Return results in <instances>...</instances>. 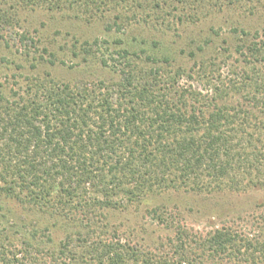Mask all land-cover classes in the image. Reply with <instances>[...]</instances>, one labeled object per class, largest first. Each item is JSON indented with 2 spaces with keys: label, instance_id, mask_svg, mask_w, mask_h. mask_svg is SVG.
<instances>
[{
  "label": "trees",
  "instance_id": "1",
  "mask_svg": "<svg viewBox=\"0 0 264 264\" xmlns=\"http://www.w3.org/2000/svg\"><path fill=\"white\" fill-rule=\"evenodd\" d=\"M11 1L87 18L118 12L117 21L174 5L173 0H0V39L7 45L4 34L18 23L13 8L6 9ZM174 1L200 9L213 0ZM226 2L255 0L214 5ZM234 34L239 42L235 59L229 55L226 60L233 61L223 63L227 75L204 68L201 89L183 87L179 73L165 72L172 62L168 55L143 60L123 48L111 60L104 54L98 59L117 81L70 84L48 76L26 79V88L7 95L0 92V196L55 221L42 237L2 214L0 264H264V218L253 233L223 221L212 222L203 235L152 211L173 237L150 248L120 236L106 214L170 192H264V21L254 32L234 29ZM57 225L66 232L55 244Z\"/></svg>",
  "mask_w": 264,
  "mask_h": 264
},
{
  "label": "rangeland",
  "instance_id": "2",
  "mask_svg": "<svg viewBox=\"0 0 264 264\" xmlns=\"http://www.w3.org/2000/svg\"><path fill=\"white\" fill-rule=\"evenodd\" d=\"M15 2H9L6 8L12 7L10 11L16 13L18 20L14 28L4 34L9 45L0 39V92L6 95L12 89L26 88V79L31 78L50 76L57 82L70 84L117 81V75L102 68L98 59L104 54L111 60L112 54L123 48L141 54L143 60L147 55H168L172 62L165 72L170 76L179 73L181 77L177 78L183 87L201 89L204 82L200 76L204 68L215 75L218 70L227 75L228 68L223 63L229 55L235 59L233 53L239 42L234 29L254 32L264 21V0L243 2L239 6L226 2L223 7L214 5L213 0L200 9L170 0L173 6L168 4L152 14L143 11L137 13L136 18L128 15L131 17L124 21L116 20L118 12L87 18L70 10L50 11L47 7H26ZM86 50L92 55H87ZM1 58L9 63L2 64ZM86 58L89 59L87 64ZM114 58L119 59L117 55ZM137 63L141 68L146 67L141 61ZM152 211L163 217H176L177 221L203 235L212 230V222L220 225L223 221L231 222L239 231L253 233L259 227V219L264 218V192L216 195L170 192L127 210L106 214L109 226L117 229L123 238L160 248L173 237V232L157 224L154 215H150L154 214ZM2 214L10 220L15 216L17 219L13 220L17 224L22 226L25 222L28 230L37 229L42 237L45 228L55 222L47 214L0 196V217ZM57 226L53 229L55 244L66 232ZM3 227L1 225L0 230Z\"/></svg>",
  "mask_w": 264,
  "mask_h": 264
}]
</instances>
